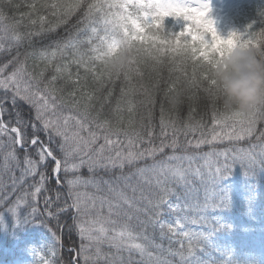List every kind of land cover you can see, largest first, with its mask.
Segmentation results:
<instances>
[{
  "label": "snow or ice",
  "instance_id": "6c2138e0",
  "mask_svg": "<svg viewBox=\"0 0 264 264\" xmlns=\"http://www.w3.org/2000/svg\"><path fill=\"white\" fill-rule=\"evenodd\" d=\"M29 7L32 9V12H35L37 9L36 3L29 5ZM39 7L50 9L49 15L55 18V22L49 21L46 16L39 15L37 19L29 21L33 26L39 22V32H13L11 38L19 43L25 37L38 35L44 31H52L59 24L66 23L68 16L83 7L84 12L81 22L85 23L84 31L90 32L88 39L86 41H79L70 37L60 46L59 53L64 55L66 49H72V62L84 67L86 71L92 72L94 81L100 82L101 85H103L104 80L119 79L120 75L123 74L125 81L129 82L130 86L127 89L121 88V100L117 101L116 108L113 111L114 113L123 112L125 110L122 107L123 97H129L126 101L129 119L127 126L121 127L120 125L124 123L122 115L117 117L115 125L107 119L100 121L99 113L96 116H92L90 112L92 105L90 102L93 99V95L79 86L77 91H82V96L87 98L88 103H84L81 106V101L77 99L75 91L69 94V100H64L63 98L58 100L56 97L57 90L54 87L57 76L54 75L50 81L43 83L44 69H41L38 75H34L27 70L25 62L20 61L10 74L4 75L8 64L0 67V88L6 91L12 90V102L14 105L16 98L20 97V99L26 101L34 109V117L32 118L34 122L22 120L19 113H17V126L9 128L3 121H0V135H8L10 142V150L4 153L5 167L8 166L7 162L10 159L19 163L16 152L12 147L13 145H20L25 149V167L21 172V182L26 176H35L38 165L45 162L47 158H51L54 161V168L52 169L54 174H59L63 169V172L67 175L68 173H79L80 169L85 166L89 172H93L97 168L123 169L126 164L132 165L136 161L145 159L146 157L154 158L157 153H162L166 147L173 149V155L168 156L166 161H155L149 166L136 169V174L145 183L151 184L155 182L164 193L167 192L165 185L169 180L189 186L188 177L193 175L198 178L199 183L207 193L208 187L217 188L219 179L230 175L235 165H240L242 168L247 169H251L257 164L264 167V132H261L256 137L257 142L249 144L248 147L234 146L220 150L214 148L209 153L204 154L203 159L205 162L203 165L192 168L191 161L195 157L175 154L176 149L182 147L178 142V136L181 133L187 136L188 133H195L203 127L199 121L196 123L191 122V111L188 121L185 122L183 128H179L176 126L174 120L165 119L164 109L161 107L160 135L162 139L159 146H152V131L148 132L147 140H145L142 133L136 131L133 127L135 121L132 119V116L136 105L131 97L135 95L137 90L135 86L130 84L131 77L128 72L124 71V66L113 68L108 63L116 52L127 46L133 52L128 65L136 63L138 59H140V62H143L144 57L154 61L155 64H162V57L166 54V50L173 61H175L176 57H181L183 59L180 63L186 64L187 60L184 59V56L187 53L182 51V48L187 49L193 58L200 56L202 53L210 55V50H214L223 44L231 43L233 37L237 36V33H239V37L242 40H248L246 37L254 38L255 33L250 31L251 25L243 33L232 32L225 38L218 34L213 20L207 15L210 10L207 3H198L193 7L183 5L179 0H91V2H88V0H71V2L54 0L52 3L42 2ZM32 12L21 14V21L24 15L31 16ZM168 16L183 17L187 21L183 30L175 35H165L163 21ZM96 17H99V19H95ZM5 19L7 17L4 15L2 9H0V23ZM45 23L50 25L48 29L44 28ZM146 30L149 33L154 32L156 34L147 35ZM0 32H3L6 37L9 32V26L3 25L0 28ZM181 38H183V43H181ZM85 42L89 45V49L87 52H82L78 45ZM56 56V50H53L51 53L46 51L39 53L40 59L47 61V65H50ZM17 59L18 56L14 57L13 61H9V64L15 62ZM97 65L100 66V71H97ZM55 71L58 74L67 73L69 78H71L67 64L62 68L57 66ZM137 71L138 74L142 75L138 69ZM184 75L188 89L202 90L215 105L216 101L213 98L210 84L205 87V84L208 82L201 75L197 78L195 67L190 79L187 78V73H184ZM177 80H179V77H177ZM42 83L43 87H41ZM73 83L78 84V81H73ZM167 91L178 92L174 84L169 85ZM144 94L147 97L145 103L154 105V97L148 93L147 89L144 90ZM110 95L111 92H109ZM189 98L191 99V97ZM60 107H70L71 110H75L76 115H73L71 110L67 115H58L57 109ZM0 112H3L2 101H0ZM258 119L256 113L245 117L237 112L226 113L221 111L218 114L214 112L212 127L208 130L207 134L203 131L200 132L201 139L196 141L195 147L199 148L201 144L205 143L213 144L214 142L223 143L225 141L230 145H238L239 142L250 139L255 135V126ZM29 127H31L32 131L31 137L28 136ZM141 127H143V124H141ZM22 128L23 131L21 130ZM169 128L171 129L170 142L167 140L169 135L167 130ZM217 128L220 130L217 131ZM41 131L46 134L47 141L40 140L38 133ZM84 132L87 133L86 136L82 134ZM208 135L211 136V139H207ZM120 136H123L125 139H119ZM55 137L60 138L61 142L56 146V149H53L50 145ZM113 137H116V139H113ZM101 138L104 142L96 146L97 141ZM144 143H148L150 146L146 148L141 147ZM187 143L191 145L193 142L189 140ZM3 147L4 145L0 144V148ZM28 148L35 149V155L38 159H32L31 155L28 154ZM57 150L60 153L59 157L54 155V152ZM170 161H188L189 166L185 168L182 163L172 164L169 163ZM246 174L248 173L246 172ZM39 176L40 186L35 187V191L32 193L26 191L22 197L18 198V201L24 200L26 203L27 197L32 196L35 198L40 193L47 176L42 172L39 173ZM66 184L68 186V196L72 199V203L58 209V212L66 211L67 208H74L80 214L88 213L95 208L94 198L87 193L77 191L81 186L92 185V180H86L80 175H75L73 178L67 179ZM118 195L121 196L124 203L131 206V201L122 192L118 193ZM219 195L221 199L218 204L209 205L207 195H205L203 205L195 203L189 205L188 210H195L199 213L206 211L209 207L215 209L225 206L227 194L219 191ZM0 199L6 201L8 196L0 197ZM164 202V199L161 198L155 203L152 201L148 203L153 207H159ZM104 203L105 201L102 200L101 204L103 205ZM107 203L108 211L111 215L113 207H119V204H113L111 201ZM48 204L49 201L46 197V210ZM18 208L19 203H17L16 207H10L6 211L10 212L14 217L20 218ZM176 210L183 211L184 209ZM46 214L48 217L54 215L51 211H46ZM36 215L37 209L33 208L31 213L24 215L22 218L26 221L45 224L43 220H37ZM0 216H2V213H0ZM108 223L115 224V221H108ZM194 223H199L203 227V225L208 224V217L201 215L199 221ZM161 227L163 228V225ZM78 228L81 240L86 241V243H81L79 252V255H83L85 264H89V262L96 264V261L103 255L100 246L104 243L114 248L117 254L123 250L139 251L141 256L145 258V264H170L166 258L149 251V248L155 247L160 249V246L153 244L148 237H143L146 243H136V241L141 239V236L132 232L127 225L122 226L120 229H110L103 222L92 219L80 222ZM168 230L171 232L173 228L169 227ZM213 230V227L209 225L206 232L193 231L191 233H184L189 242L187 257H185L183 250L178 252L169 251L168 254L179 255L182 264H190V261H195L193 249L202 244ZM88 253L94 254L88 255ZM105 259L109 261V264H123L122 258L118 255L105 256ZM195 264H199V262L196 261Z\"/></svg>",
  "mask_w": 264,
  "mask_h": 264
},
{
  "label": "trees",
  "instance_id": "16d2710c",
  "mask_svg": "<svg viewBox=\"0 0 264 264\" xmlns=\"http://www.w3.org/2000/svg\"><path fill=\"white\" fill-rule=\"evenodd\" d=\"M42 2L52 3L54 0H0V9H2L4 15L7 19L0 23V28L3 25L9 26L8 35L5 37L3 32H0V67L8 64V67L4 71V75L7 72H12L20 61L25 59L30 60V67L34 74L38 75L41 69H44L43 83L50 81L51 77L56 75L57 80L55 81L54 87L56 88V97L60 95L64 100H69V94L76 92L77 99H80L81 106L84 103H88L87 98L82 96V91H77L78 86L86 90L93 95L91 100V115L96 116L99 113V120L103 121L105 119L111 121L114 125L117 122L118 116H123L124 123L121 127L127 126V121L129 119V113L127 112L126 101L129 97H123L122 107L125 109L121 113H114L117 101L121 100V88L127 89L130 85L129 82L125 81L123 74L120 75L119 79L113 78V80H104L103 85L100 82L94 81L93 74L90 71H86L84 67L78 66L72 62V49H66L65 54L61 55L59 53V48L63 45L70 37L79 41H86L90 35V32L84 31L85 23H82V17L84 8H80L75 13L71 14L66 18V23H61L56 26L52 31H44L38 35H33L31 37H25L21 42H15L11 37L13 32L28 33L29 31L37 33L40 31L39 22L33 26L29 23L31 19H37L39 15L46 16L49 21L55 22V18L49 15L50 9L40 8L39 5ZM65 2H71V0H65ZM91 2V0H88ZM36 3L37 9L32 12L29 5ZM32 12L31 16L24 15L21 21V14H27ZM95 19H99L96 17ZM164 33L165 35H175L179 33V27L176 25L174 20L166 19L163 21ZM50 25L45 23L44 28L48 29ZM156 34L154 32L147 33V35ZM246 39H251V37H246ZM254 42V40H253ZM181 43H183V38H181ZM139 46V45H137ZM80 51L87 52L89 45L85 43H80L78 45ZM56 50L57 56L53 59L50 65H47V61H43L39 57L41 51ZM18 59L9 64V61H13L14 57ZM162 64H155L154 61L143 58V62L140 59L136 63L127 65L124 71L128 72L131 77L130 84L135 86L136 93L131 98L135 103L134 114L132 119L135 121L133 127L136 131L142 133L147 140V134L152 131V146L159 145L162 137L161 126H160V116L161 107L164 109V115L166 120H174L176 126L183 128L186 121L189 119V113L191 111L192 123L199 121L203 127L196 131L195 133H188L185 136L181 133L178 136V142L182 147L177 148L176 152L183 153L188 150V148L193 149L188 145V141L191 138L200 136V132L208 133V130L212 127V116L213 113L217 114L222 111L221 105L216 102L215 105L208 98L207 94L202 90L198 89H188L187 81L184 73H187V78L190 79L193 73V68L196 67L195 63L192 61H187L186 64H181L180 61L183 59L181 57H176L175 61L166 54L162 57ZM31 64L40 66L35 68ZM67 64L68 72L71 73V78H69L67 73L58 74L55 69L57 66L61 68ZM47 65V67H46ZM91 67V66H89ZM142 73V75L138 74ZM171 69V72H170ZM97 71H100V66L97 65ZM197 78H199L200 73L196 71ZM179 77V80H177ZM73 81H78L73 83ZM42 83V85H43ZM175 85L176 90L182 93V103L177 107L173 108L168 102V96L174 92H168L169 85ZM68 85V86H67ZM66 87V88H65ZM147 89L148 93L154 97L155 103L148 104L145 103L147 97L144 94V90ZM109 92L111 95L109 96ZM167 92V95H166ZM13 92L11 89L4 90L0 88V101L3 102V109L5 120L8 125H14L17 121V113L22 120L32 121L34 117V109L26 101L16 98L15 105L12 102ZM191 97V99L189 98ZM74 115H76L75 110H72ZM34 122V121H32ZM143 124V127H141ZM95 130V129H94ZM23 131V128H22ZM167 140H171V129L168 130ZM264 132V119H258L257 130L255 135L248 139L249 143H256V137ZM87 135L86 132L82 133ZM32 131L31 127L28 129V136L31 137ZM39 137L47 141L46 134L41 131L38 133ZM3 135H0V140ZM116 139V137H113ZM121 140L125 138L120 136ZM61 142L60 138L55 137L51 143V147L56 149V146ZM103 139L97 141V145L103 143ZM148 143H144L141 147H149ZM95 147V146H94ZM197 149H195L196 151ZM169 150H167L168 152ZM199 151V150H197ZM54 154L59 157V151H55ZM30 155L32 158L36 159L35 151L31 150ZM142 161H136L132 165L126 164L123 168L127 175L128 172L133 171L135 165L141 163ZM7 167H5V161L0 157V197L8 196L5 201L0 199V213H2L6 207L10 206L13 201L14 194V184L8 178V176H13L22 169L21 166L16 165L13 162H7ZM246 172L248 174H246ZM42 173H45L47 179L43 183V189L41 195L46 197L53 196L55 191H59L57 203L58 209H61L64 204L68 203L66 194L64 190L56 188V184L53 180H50V170H48V164L43 168ZM79 173L93 179V184L88 185L85 188V193L94 198L95 208L88 213H76L74 216V229L72 228L71 221L67 223L65 230L63 232V243L66 247H74L78 251V262L79 264H85L83 255H79L81 243H86L82 241L79 235L78 224L83 222L87 216L95 220L107 219L110 221L111 217L120 216V224L117 227H122L127 225L131 231L138 232L142 237L152 236L151 241L155 245H159L160 249L155 247L154 251L166 258L170 264H182L179 255H169V251L178 252L183 250L185 257H187L188 243H180V241H169L166 233L159 227L156 226L154 219L149 214V207L142 201H138L137 207H142L139 210H132L133 206L129 204L122 203V208L112 209V214L108 211V201L114 203L118 198V193L120 187L117 186L118 178H122L120 168H97L93 172H89L87 167L80 169ZM19 172L17 173V175ZM37 176L35 178H39ZM189 186H172L169 185L167 191L172 194L175 199L180 204V209L183 214L189 215L195 220L198 216L206 215L208 217V224L203 225V228H208L209 225L213 227L211 232L212 236L205 241V243L200 244L196 249H193V256L195 261H190V264H195L196 261L199 264H264V167L257 164L251 169L242 168L240 165H235L231 174L219 179L217 183V188L209 186L207 193L204 187L199 183L198 178L191 176L189 178ZM83 186L79 187L81 189ZM133 187V186H132ZM138 194L140 191L133 187ZM221 193L227 194V203L225 206L218 208L209 207L206 211L197 213L195 210H188V206L200 203L201 205L205 202V195H207V202L209 205L218 204ZM122 192V191H121ZM159 199L163 197L162 192H158ZM137 197L135 194L130 195V199ZM104 200L105 203L102 205L101 201ZM91 203V201H89ZM128 208V209H127ZM163 206H161L162 212ZM146 210V211H145ZM216 213L219 220L212 219V214ZM66 213L58 214L56 217L59 221H64V216ZM1 217V216H0ZM105 223V222H103ZM105 226L109 227V223H105ZM113 227V226H112ZM22 230L19 227L14 226V222L9 220L6 230L0 229V259L6 257L3 252L4 245H11L16 235L21 234ZM221 234H226L234 242L232 248H227L225 244L228 242L220 244L217 240L218 236ZM252 236L259 240V243L263 246L260 250H254L246 255L247 250L245 249V242H248ZM213 237V239H212ZM217 241V242H216ZM138 243H141L139 240ZM136 242V243H137ZM102 256L96 261V264H109V261L105 259V256L116 255V250L107 245V243L101 246ZM238 247V248H237ZM162 249V251H161ZM94 253H88V255H93ZM73 253L62 249L57 257L58 264H73L71 259ZM91 264V262H89ZM123 264H129V260L125 257L123 258ZM145 264V263H142Z\"/></svg>",
  "mask_w": 264,
  "mask_h": 264
},
{
  "label": "clouds",
  "instance_id": "9594fccd",
  "mask_svg": "<svg viewBox=\"0 0 264 264\" xmlns=\"http://www.w3.org/2000/svg\"><path fill=\"white\" fill-rule=\"evenodd\" d=\"M256 42L242 40L234 36L231 43L210 50L211 54H201L193 58L187 49L184 59L196 65V71L211 86L213 98L222 111L237 112L245 117L256 113L264 119V29L256 33ZM133 52L124 46L109 60V66L126 67ZM182 93L174 92L168 96L172 107L182 103Z\"/></svg>",
  "mask_w": 264,
  "mask_h": 264
},
{
  "label": "rangeland",
  "instance_id": "374dc122",
  "mask_svg": "<svg viewBox=\"0 0 264 264\" xmlns=\"http://www.w3.org/2000/svg\"><path fill=\"white\" fill-rule=\"evenodd\" d=\"M220 129L218 128L217 129V131H219ZM203 161H204V159H203ZM205 162V161H204ZM165 223L167 224V220L165 221ZM34 244V247L32 248L33 250H38L39 249V251H38V255L40 256V259H42L44 256H45V254H43L44 253V251L46 250V248H45V244H46V242H42V245L40 246V247H37L36 245H35V243H33ZM42 264H50V262H49V260L48 261H45V262H42Z\"/></svg>",
  "mask_w": 264,
  "mask_h": 264
}]
</instances>
